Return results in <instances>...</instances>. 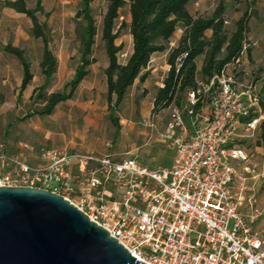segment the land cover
<instances>
[{"label": "built area", "instance_id": "2783aa9c", "mask_svg": "<svg viewBox=\"0 0 264 264\" xmlns=\"http://www.w3.org/2000/svg\"><path fill=\"white\" fill-rule=\"evenodd\" d=\"M242 54L189 93L184 108L171 106L162 129L149 126L145 142L172 151L171 166L149 171L134 156L51 148L32 165L0 147V187L60 195L145 264H264V231L255 228L261 213L243 175L264 186L241 145L242 132L259 123L247 119L256 92L233 75ZM201 90L210 101L195 109Z\"/></svg>", "mask_w": 264, "mask_h": 264}, {"label": "rangeland", "instance_id": "374dc122", "mask_svg": "<svg viewBox=\"0 0 264 264\" xmlns=\"http://www.w3.org/2000/svg\"><path fill=\"white\" fill-rule=\"evenodd\" d=\"M6 1L0 0V147L8 154L21 155L30 164L39 165V150L51 148L56 151L90 152L96 156L114 154L115 158L134 156L138 163L152 171L158 167L170 166L174 160L173 152L166 150L158 142L146 143V135L151 134L150 124L162 129L169 108L152 112L156 88L163 85L169 68L167 54H154L148 66L149 76L144 82L134 81L124 97V101L115 111L119 133L113 141L115 129L109 118L104 68L108 60L101 40V22L105 14L106 1L94 0L89 11L96 26L92 58L94 62L88 68L89 75L79 84L73 97L55 107L47 116L26 115L44 106L41 100L34 101V92L44 83L40 64L42 62L43 42L32 36L30 18L24 14L3 8ZM26 9L33 8L36 0H23ZM219 4H223L225 29L228 35L234 31L236 21L245 12L249 16L248 32L243 44V54L234 78L237 82L250 86L259 93L264 69V0H192L188 12L193 17L210 16ZM42 12L37 14L40 24H45L49 36L50 49L56 59V72L47 85L45 93L61 92L63 85L69 82L79 62L83 21L78 16L79 0H41ZM116 25L122 20L128 22L127 10L121 11ZM182 34L181 26L170 39L169 47L178 42ZM210 35L207 31L206 36ZM18 47L29 62L33 78L27 89L20 92L19 85L23 72L16 57L6 53V45ZM123 44L124 53H130L132 40L128 30L120 32L116 45ZM203 57L196 60L200 70ZM119 61L124 60L119 57ZM197 81L201 83L200 75ZM248 98H246V101ZM248 103V101H247ZM208 103L205 104L206 109ZM258 127L254 132H242L241 145L249 154L251 170L264 173V114L258 110ZM10 125V127H9ZM260 184L259 182H257ZM257 185V184H256ZM258 185L255 191L260 216L255 228L264 231V187ZM243 205V209L245 208Z\"/></svg>", "mask_w": 264, "mask_h": 264}, {"label": "trees", "instance_id": "16d2710c", "mask_svg": "<svg viewBox=\"0 0 264 264\" xmlns=\"http://www.w3.org/2000/svg\"><path fill=\"white\" fill-rule=\"evenodd\" d=\"M78 16L84 23L81 36L79 62L73 78L63 85L61 92L45 93L52 75L56 72V59L50 49L49 36L45 32V24H40L37 14L42 12L41 0H36L33 8L26 9L23 0L6 1L3 8L24 14L31 20V32L34 38L43 42L42 62L40 69L44 83L34 92V101L41 100L44 106L26 115L47 116L56 106L70 100L79 84L89 75L88 68L94 62L91 52L96 35V26L89 11V5L94 0H79ZM106 9L101 22V40L107 56V66L104 68L106 94L109 107V118L115 129L113 141L120 131L115 111L124 101L129 88L134 81L144 82L149 76L147 69L154 54H167L166 64L169 68L163 85L156 88L152 112L165 110L168 107L184 108L187 105L188 94L208 84V80L218 74L225 65L234 62L243 53L246 41L249 19L245 14L236 21L235 29L229 35L225 29L224 10L219 4L216 10L206 17H193L188 12V4L192 0H105ZM127 10L128 22L122 20L116 25L121 11ZM181 26L182 34L175 46L169 47L170 39ZM128 30L132 40V49L127 58L119 61L123 44L116 45L122 30ZM207 31L210 35L206 36ZM4 51L16 57L23 72L20 92L27 89L33 78L30 65L24 52L18 47L6 45ZM203 57L201 68L198 69L196 60ZM259 93H256V106L250 109L248 120L258 116V110L264 114V69ZM200 75L201 83L197 81ZM200 98L194 105L195 109L209 103L210 96L201 90ZM3 95L0 94L2 103ZM263 126L264 123L260 124Z\"/></svg>", "mask_w": 264, "mask_h": 264}, {"label": "water", "instance_id": "95a60500", "mask_svg": "<svg viewBox=\"0 0 264 264\" xmlns=\"http://www.w3.org/2000/svg\"><path fill=\"white\" fill-rule=\"evenodd\" d=\"M0 264H145L60 195L0 187Z\"/></svg>", "mask_w": 264, "mask_h": 264}, {"label": "crops", "instance_id": "0c3cea01", "mask_svg": "<svg viewBox=\"0 0 264 264\" xmlns=\"http://www.w3.org/2000/svg\"><path fill=\"white\" fill-rule=\"evenodd\" d=\"M20 86V85H19ZM20 89V88H19ZM150 125H152V124H150ZM164 125V124H163ZM163 125H161V126H163ZM9 127H10V125H9ZM156 128H158V127H156ZM151 131V130H150ZM152 142V141H151ZM151 142H148V143H151ZM165 147V146H164ZM166 148V147H165ZM166 150H168L167 148H166ZM7 151V150H6ZM75 153H77V152H75ZM78 153H81V152H78ZM87 153H90V152H84V153H81V154H87ZM111 156H114L115 157V155L114 154H111ZM174 156V155H173ZM173 163V162H172ZM172 165V164H171ZM170 165V166H171ZM168 167V166H167ZM237 170H240V168H237ZM244 176H245V178H246V182H245V184L247 185V187H250L251 189H253V194L255 193V191L257 192V191H259V188H258V185L260 186V184H258L257 182H259V181H256V182H253L251 179H250V175L249 174H243ZM260 183V182H259ZM257 184V185H256ZM238 186V185H237ZM262 187H264V186H262ZM244 194H245V196L246 197H248L250 194H252L251 192H248V191H245L244 192ZM255 195V194H254ZM241 211H243V212H248L247 211V209L246 208H244L243 209V207H242V210ZM258 220H257V224H258ZM257 224H256V226H257ZM258 230H261L260 228H257Z\"/></svg>", "mask_w": 264, "mask_h": 264}]
</instances>
